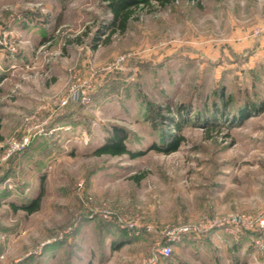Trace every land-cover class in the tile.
Returning <instances> with one entry per match:
<instances>
[{
    "label": "rangeland",
    "instance_id": "rangeland-1",
    "mask_svg": "<svg viewBox=\"0 0 264 264\" xmlns=\"http://www.w3.org/2000/svg\"><path fill=\"white\" fill-rule=\"evenodd\" d=\"M111 21L101 0H0V264H142L183 224L196 258L174 242L156 264H264V0ZM115 132L139 154L98 153Z\"/></svg>",
    "mask_w": 264,
    "mask_h": 264
},
{
    "label": "trees",
    "instance_id": "trees-1",
    "mask_svg": "<svg viewBox=\"0 0 264 264\" xmlns=\"http://www.w3.org/2000/svg\"><path fill=\"white\" fill-rule=\"evenodd\" d=\"M104 2L105 7L112 14L111 29L120 28L124 29L126 22L130 17V14L134 7L139 4H149L152 0H101ZM159 3H164L168 0H155ZM256 109L255 105H253ZM262 107V106H260ZM239 114L241 116L247 115L246 106L240 108ZM123 135L118 134L117 132L111 135V140L104 143L98 150V153H108L110 155H121L128 154L130 157H135L139 152L130 151L126 148L124 144ZM178 138L173 137L171 142L168 144L167 148L164 149L167 152H172L177 149ZM154 148L158 149V146L154 145ZM37 208V200H33L30 205L23 206V209L29 213L33 212Z\"/></svg>",
    "mask_w": 264,
    "mask_h": 264
},
{
    "label": "built area",
    "instance_id": "built-area-1",
    "mask_svg": "<svg viewBox=\"0 0 264 264\" xmlns=\"http://www.w3.org/2000/svg\"><path fill=\"white\" fill-rule=\"evenodd\" d=\"M85 96H82L83 100ZM63 104L66 100L62 101ZM31 136L29 134L22 136L17 141H11L9 148L11 150H22L30 141ZM239 218L231 217L228 221L233 226L240 225L238 224ZM192 233V227L190 225H177L168 227L163 233V241L157 242L154 248V254L149 257L142 264H156V256H161L162 258H167L171 255V244L180 240L183 235H190Z\"/></svg>",
    "mask_w": 264,
    "mask_h": 264
},
{
    "label": "crops",
    "instance_id": "crops-1",
    "mask_svg": "<svg viewBox=\"0 0 264 264\" xmlns=\"http://www.w3.org/2000/svg\"><path fill=\"white\" fill-rule=\"evenodd\" d=\"M7 79H8V77H7L6 74L0 73V87H3V84L5 83V81ZM28 94H29V96H32V97L33 96H38V94L35 95V92L33 93V91L28 92ZM32 97L31 98L27 97V101H26L28 106H30L31 109H33L34 111L35 110H40V112L38 111L39 113L47 111L46 110L47 106H46L45 103L44 104H40V102H38V103L35 102L36 103L35 104L33 102L34 99ZM25 99H26V97H25ZM225 234L226 233H224L223 231H214V232H212V239H214V237L218 238V237L225 236ZM191 237H194V236L183 235L180 238V240H178L176 242V246L178 247L180 254L181 253H185V255H187V256H190V257L193 256L194 258H196L197 255L195 254V252L197 251L198 244ZM177 262H178V264H187L186 260H185V257H183L181 255L178 256V261Z\"/></svg>",
    "mask_w": 264,
    "mask_h": 264
}]
</instances>
